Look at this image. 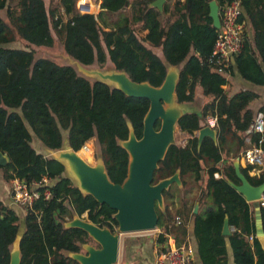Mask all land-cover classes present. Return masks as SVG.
Returning a JSON list of instances; mask_svg holds the SVG:
<instances>
[{
  "label": "trees",
  "instance_id": "trees-1",
  "mask_svg": "<svg viewBox=\"0 0 264 264\" xmlns=\"http://www.w3.org/2000/svg\"><path fill=\"white\" fill-rule=\"evenodd\" d=\"M90 13L77 12V0H0V176L9 184L17 177L35 182L51 179V196L40 197L25 213L6 204L0 190V264H10L18 239L19 264H80L71 253L87 254L84 245L100 248L87 231L66 223L86 220L115 233L116 210L85 194L66 175L61 149L80 150L96 139L98 155L111 182L127 178L129 154L121 145L130 132L143 133L150 100L128 95L99 79L91 80L69 64L36 57L30 45L50 47L54 35L65 54L84 66L110 62L136 83L159 87L169 66L179 67L175 85L178 103L193 102L198 88L208 97L198 111L181 114L177 128L184 143L172 142L154 170L152 184L178 173L162 191L163 208L155 204L156 242L168 235L187 243L193 227L202 264H224V218L234 264H264V248L256 236L257 211L264 229V200L247 201L233 159L251 147L263 151V164L246 163L239 172L252 186L264 182V130H254L256 112L249 104L259 94L239 89L230 94L226 76L208 67L217 29L209 15L213 0H91ZM219 7L238 1L239 20L251 28L231 75L264 86V0H214ZM23 41L24 46H16ZM258 110H264V105ZM215 117L216 141L198 132ZM160 128V120L155 123ZM252 170L258 173L249 175ZM220 172L221 177H216ZM198 204L194 212L195 204ZM258 207V210L256 209ZM176 217L180 221L176 222ZM177 219V220H178ZM23 232L19 236V228Z\"/></svg>",
  "mask_w": 264,
  "mask_h": 264
},
{
  "label": "water",
  "instance_id": "water-1",
  "mask_svg": "<svg viewBox=\"0 0 264 264\" xmlns=\"http://www.w3.org/2000/svg\"><path fill=\"white\" fill-rule=\"evenodd\" d=\"M163 2H165V0H155L152 5L161 9ZM209 8V15L212 18L213 25L215 28H218L219 7L213 0L209 3ZM115 74L117 75L114 76ZM115 74L112 75L113 80L116 79L118 81H124V79H127L131 83L147 86L150 90H155L158 88L163 89V85L168 81V79H171L172 102L175 108L172 118H165V106L163 105V101H166L167 104V96L164 94L150 95L147 93H136L130 91L129 89L127 90L124 87L118 86L115 83L112 85L111 83L103 80L111 86L121 89L128 95L147 97L150 100V106L144 117L143 133L141 138L137 139L131 131L128 139L121 142V145L127 150L128 154L129 151L127 145H131V152L133 155L132 161H130L129 158L128 175L122 184H116L110 181L102 161L100 164L102 165V168L105 172L106 179L96 177L89 168L90 165L82 161L80 158H77L76 151L67 149L72 151L74 154L69 155L68 159H71L76 163V170L72 167L75 171V174L82 178L83 184L88 188L89 191L84 192L77 183L75 184L81 189L83 193L91 194L100 203H106L109 207L115 209L116 213L114 217L118 221L117 231L112 233L108 228H100L89 221H82L79 218L74 220L75 227H79L87 231L88 234L100 245V248H96L97 250L92 253H88L89 250L87 248L91 245H84V248H87L85 249L87 254L73 253L71 256L77 259L80 264H114L118 258L120 234L156 229L157 213L155 204L157 203L159 207L160 204L163 205L162 191L166 189L173 181H178L179 179L178 173H175L171 177L162 179L157 183L152 184L154 170L157 168L158 162L164 158L168 146L174 142V128L175 126L177 127L178 117L183 114L181 113V109L178 108L175 99V85L178 75H173L167 72L163 83L159 87H154L147 82L136 83L131 81L127 74L123 71H116ZM157 120H160V128L158 130H156L154 127ZM204 136H210L214 139V141H216V130L210 126H205L204 128L200 129L198 132L199 144L201 143ZM7 160V156L0 152V164H5ZM61 160L64 162L66 167V162L62 158ZM235 169L242 181L241 185L236 186L237 190L244 195L247 201L261 200L262 195L264 194V182L258 186H252L239 172V165L237 167L235 166ZM123 188H128L130 190L129 194L125 193ZM195 207L194 212L198 208L197 203L195 204ZM256 209L258 210V207H256ZM255 217L257 223L256 236L262 248H264V229L259 211L256 212ZM222 234H230L228 219L226 217L224 218ZM16 241L18 244V239ZM19 259L17 264H19ZM11 260L12 253L10 261Z\"/></svg>",
  "mask_w": 264,
  "mask_h": 264
},
{
  "label": "built area",
  "instance_id": "built-area-1",
  "mask_svg": "<svg viewBox=\"0 0 264 264\" xmlns=\"http://www.w3.org/2000/svg\"><path fill=\"white\" fill-rule=\"evenodd\" d=\"M85 7L90 8L85 13H90L93 10H91L90 4ZM76 8L78 9V4ZM240 15L241 8L238 1L226 3L219 12V27L216 28L217 36L207 65L212 70L225 76L229 73L232 60L241 53L244 43L249 36L245 21L239 20ZM207 122L208 126L213 128L216 124V118L212 116L207 117ZM254 130L259 133L263 132L264 110L257 113L254 120ZM262 155L263 151L261 149L251 147L244 152L243 158L248 163L262 165ZM9 185L13 203L25 210L31 208L36 199L40 197L48 199L51 196L49 189L51 179L45 175H40V179L35 182H27L15 177L11 179ZM263 200L264 194L260 201ZM229 229L230 231L233 230V228ZM195 261V254L191 246L187 243L178 244L173 235H168L165 243L155 248L154 264H195Z\"/></svg>",
  "mask_w": 264,
  "mask_h": 264
},
{
  "label": "crops",
  "instance_id": "crops-1",
  "mask_svg": "<svg viewBox=\"0 0 264 264\" xmlns=\"http://www.w3.org/2000/svg\"><path fill=\"white\" fill-rule=\"evenodd\" d=\"M80 1L82 3H85V4L88 3V5L89 4L90 5L93 4L91 0H80ZM88 9H90V8H88ZM246 27H247V31H248L249 36H251V28L248 25V23H246ZM231 68L232 69L234 68L233 60H232V65H231V67L229 69V73L226 76L228 82L223 87L227 91L230 90V92L228 91L230 94L236 92L239 89L252 90V89L249 88V86H246V85L242 84V82L239 79L240 76L238 74L231 75V70H232ZM178 71H179V67H177V66H169L168 67V73H171L173 75L174 74L178 75ZM234 86H236V90L232 89V87H234ZM252 91H255V92H257L259 94V98L253 100L249 104V107H251L256 112V115H257V113L259 111H261V110H258L259 107L258 108L254 107L255 106L254 104H255V102H258V99H260V93L258 91H256V90H252ZM175 99H176V95H175ZM176 102H177V100H176ZM176 104H177L178 108L181 109V113H185V112H189V111H198L200 109V108L192 107L191 106V104H192L191 102H188V103H178L177 102ZM256 115H255V117H256ZM181 134L183 135L182 136V141L179 142V143H184L185 139H186V136L183 133H181ZM243 154L244 153H241V154H239L237 157H235L233 159V162H234L236 167L238 165L239 166L240 165L241 166H245L246 165L247 162H245V160L243 158ZM255 171L256 170L250 171L249 175L256 174ZM221 176H222V174L220 172H218L216 174V177H221ZM177 179H178V177H177ZM0 190H1L2 198H3V200H4V202L6 204H9V205H12V206H15V207H20V206H17V205H15L13 203L12 195H11V191H10V185L4 183L2 178H1V176H0ZM262 197H263V195H262ZM20 208H22V207H20ZM195 209H196V207H195ZM24 210L25 209H23V213L26 212ZM83 216L73 218L72 220L68 221L66 223V225L67 226H74V224H75L74 220L76 218H79L82 221H87L86 220V215H85V217H83ZM82 218H84L85 220H83ZM22 232H23V227L21 225L20 228H19V235H21ZM152 232H154V230L147 231V233H152ZM158 232H159V230H158ZM147 233H142V234H145V238H140L137 241L134 240V239H128V238L127 239H124V238L122 239V243L119 245V250H118V264H154L155 248L157 246H159V243L156 242V235L152 234L150 236V234L147 235ZM186 239H187V244L189 246H191V248L194 251L195 258H196L195 264H202L201 260L199 258V255H198L197 240H196V237L194 235L193 227L191 225H189V227H188ZM223 242H224V247H225V263L224 264H234L233 252H232V248H231V245H230V242H229V239H228L227 235H224ZM149 244H152V245H149ZM152 247H154V248L152 249ZM11 253H12V260L10 261V264H17L18 263V259L20 257L17 241L13 243L12 249H11ZM70 255H73V253L70 254Z\"/></svg>",
  "mask_w": 264,
  "mask_h": 264
},
{
  "label": "rangeland",
  "instance_id": "rangeland-1",
  "mask_svg": "<svg viewBox=\"0 0 264 264\" xmlns=\"http://www.w3.org/2000/svg\"><path fill=\"white\" fill-rule=\"evenodd\" d=\"M46 4H54L56 3L58 0H45ZM80 2V0H79ZM77 5V4H76ZM77 9V8H76ZM93 9V4H91V10ZM77 12L80 13L77 9ZM85 13V12H84ZM82 14V13H80ZM23 41L16 43V46L19 47H23L24 46ZM30 48H32L35 52V56L36 57H47L49 59L54 60L57 63L60 64H69L71 66H73L77 72L91 80H95V79H102L105 80L109 83H111L112 85L114 84L112 75L115 74L116 71L113 70L112 65L110 64V62H107L106 64L99 66L96 63L92 64V65H88V66H84L82 64H80L79 62L73 60L71 57L67 56L63 50V47L61 45V42L59 41V39L54 35V44L50 47H46V46H34V45H30ZM121 74V73H120ZM117 74H115L114 76H116ZM119 75V74H118ZM123 75V73H122ZM240 81L242 82L243 85L249 86L250 89L252 90H256L260 93V99H258V102H255V106L254 107H260L262 105H264V86H256L250 82H247L245 80H243L242 78H240ZM233 86V85H232ZM232 89L236 90V86L232 87ZM230 92V90H228ZM208 99V97H206L202 91L201 88H198L197 93L195 95V99L193 102H191V106L195 107V108H200L203 103ZM166 101H163V105L165 106ZM162 121V119H161ZM182 134L179 132L178 128L175 126L174 128V136H173V141H177V142H181L182 141ZM184 139V138H183ZM98 144L96 139H92L90 140L88 143H86L80 150H78L76 153L83 159L86 161V163L88 165H92V166H98L101 163V160L97 157L98 155ZM52 156L56 157V158H62L65 162H66V175L70 176L75 183L78 184L76 178L73 177V173L75 174V171L72 167L68 166L67 164V158L69 155H74L72 151H69L67 149H61V150H57V151H53ZM246 162V161H245ZM255 173H257V170L255 171ZM160 207L163 208V205L160 204ZM85 217V215L83 216ZM83 220H85L84 218H82ZM176 222L180 221V218H175ZM178 219V220H177ZM158 228L156 227V229L154 230V232L152 233H147V232H127V233H122L119 235V245L122 243V239H134V240H139L140 238H145V234L142 233H147V235L150 234V236L152 234L154 235H158ZM132 237V238H131ZM152 245V244H149ZM88 253H92L95 250H97L95 247L92 246H88ZM85 248V249H87ZM154 247H152L153 249ZM114 264H118V258L117 261Z\"/></svg>",
  "mask_w": 264,
  "mask_h": 264
},
{
  "label": "bare ground",
  "instance_id": "bare-ground-1",
  "mask_svg": "<svg viewBox=\"0 0 264 264\" xmlns=\"http://www.w3.org/2000/svg\"><path fill=\"white\" fill-rule=\"evenodd\" d=\"M78 9L80 12L84 13L88 11L89 7H85L88 5V3H82L81 1H78ZM112 82H114L115 84H117L118 86L124 87L127 90L129 89L132 92H136V93H147L150 95H157V94H164L165 96H167V104L165 105V114L164 117H170L172 118V115L174 113V104L172 102V80L168 79V81L163 85V89L162 88H158L155 90H150L147 86L144 85H137L135 83H131L129 80L124 79V81H118L116 79H114ZM161 91V92H160ZM159 92V93H158ZM128 151H129V158L130 161L133 160V155L131 152V145L129 146V144L127 145ZM77 158L81 159L82 161L86 162L85 160H83L77 153H76ZM67 165L70 167H73L75 170L77 168L75 161H72L71 159L67 158ZM91 169V171L93 172V174L98 177V178H104L106 179V175L105 172L102 168V165H98V166H92L90 165L89 167ZM73 177L76 178L78 185L80 186V188L84 191L87 192L89 191L88 188L83 184L82 182V178L76 174L73 173ZM123 191L127 194H129L130 190L128 188H123Z\"/></svg>",
  "mask_w": 264,
  "mask_h": 264
}]
</instances>
